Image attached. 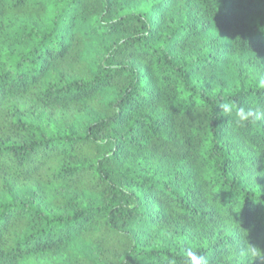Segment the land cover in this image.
<instances>
[{"label":"trees","instance_id":"obj_1","mask_svg":"<svg viewBox=\"0 0 264 264\" xmlns=\"http://www.w3.org/2000/svg\"><path fill=\"white\" fill-rule=\"evenodd\" d=\"M261 72L264 0H0V264L264 251Z\"/></svg>","mask_w":264,"mask_h":264},{"label":"clouds","instance_id":"obj_2","mask_svg":"<svg viewBox=\"0 0 264 264\" xmlns=\"http://www.w3.org/2000/svg\"><path fill=\"white\" fill-rule=\"evenodd\" d=\"M252 86L257 90V92L264 91V72L256 75L252 81ZM220 109V113L231 117L235 127L237 129H257L261 125V121H264V110L259 108L248 107L238 105L233 100H226L217 105ZM240 256L244 258L245 264L250 260L251 264L254 261L261 260L264 261V251H262L256 245L247 242L246 246L239 248ZM182 264H208L204 255H200L199 251H194L190 247H186L181 256ZM168 264H175L174 261L169 260Z\"/></svg>","mask_w":264,"mask_h":264}]
</instances>
